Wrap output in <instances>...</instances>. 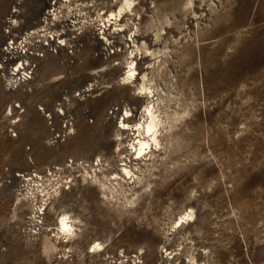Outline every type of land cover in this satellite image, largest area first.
<instances>
[{
  "label": "rangeland",
  "instance_id": "374dc122",
  "mask_svg": "<svg viewBox=\"0 0 264 264\" xmlns=\"http://www.w3.org/2000/svg\"><path fill=\"white\" fill-rule=\"evenodd\" d=\"M123 1L80 0L77 50L46 55L12 93L0 81V264H108L122 252L136 264H264V0H134L110 18ZM46 6L0 0V44L15 7L25 29ZM132 58L137 79L124 84ZM63 102L74 128L50 146L41 109ZM146 106L159 145L142 156L131 128ZM32 172L45 190L71 183L29 241L32 202L14 177Z\"/></svg>",
  "mask_w": 264,
  "mask_h": 264
},
{
  "label": "built area",
  "instance_id": "2783aa9c",
  "mask_svg": "<svg viewBox=\"0 0 264 264\" xmlns=\"http://www.w3.org/2000/svg\"><path fill=\"white\" fill-rule=\"evenodd\" d=\"M23 1L16 0L17 5L21 6ZM79 1L46 0L47 6L36 23L25 29H17L15 17L19 11L15 7L5 22L4 41L0 44V81L8 92L12 93L28 85L33 79L38 61L46 55L58 54L65 50L73 53L77 50L80 31L85 23L79 15ZM100 34H104V31L102 30ZM86 91L90 89L86 88L82 93ZM79 96L80 93L75 95L76 98ZM66 104L67 102L58 104L53 113L41 109L50 128L48 138L50 146H59L74 128V116L68 111ZM15 108L19 106L16 105ZM57 117L58 124L55 123ZM60 171L62 167L55 166L47 173L54 177V174ZM41 179V175L34 172L16 173L14 177V180L19 183V195L24 192L25 198H29L32 202L31 214L23 228V233L29 241H34L43 232L45 210L52 196L58 194L61 188L69 189L71 183V178H64L58 183L50 184V187L45 190ZM135 259H138L137 255H126L122 252L119 258H110L108 264H136ZM138 264H142L141 261Z\"/></svg>",
  "mask_w": 264,
  "mask_h": 264
},
{
  "label": "bare ground",
  "instance_id": "6f19581e",
  "mask_svg": "<svg viewBox=\"0 0 264 264\" xmlns=\"http://www.w3.org/2000/svg\"><path fill=\"white\" fill-rule=\"evenodd\" d=\"M133 2H134V0H124L118 11L111 12V17L110 18H112V19L120 18L122 16V14L126 10H130L132 8ZM137 75H138V73H137V64L132 58L131 61H129V63H128V67H127V70L125 72V77L123 78L124 84H128L130 81L136 80L137 79ZM141 89L140 90L142 92L145 91L144 94H146V91H148V89L144 85H142ZM126 115L129 117L130 114L128 112H126ZM142 115L144 117V120L142 122L140 121V122L136 123L133 126V128H131L130 125H128V124L122 123V129L124 131L125 130L129 131L130 128H131L132 131H134V134H133L134 138L132 139V144L131 145L135 149L136 153H138V155H142L143 156V154L147 150L153 149V147H155V146L158 147V145H159V137H158L159 130H158V128H159V125H160L159 124L160 120H158V117L155 114V112L153 110V107H150V106H146L144 108V110L142 112ZM145 135L148 137V139H147V137ZM122 172H123V174L125 176H132V174H133L132 171L128 168L127 165H124V168L122 169ZM188 217H190V214H188ZM180 219L182 221L183 217L180 218ZM60 227H61L63 232L71 233L73 227L69 223V219H68V215L67 214H64L61 217V219H60ZM98 248H101V245L99 243H97L94 246V249H98Z\"/></svg>",
  "mask_w": 264,
  "mask_h": 264
}]
</instances>
